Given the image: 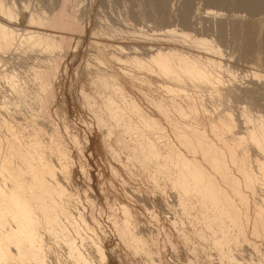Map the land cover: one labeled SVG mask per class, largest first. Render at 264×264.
Wrapping results in <instances>:
<instances>
[{"label":"rangeland","instance_id":"1","mask_svg":"<svg viewBox=\"0 0 264 264\" xmlns=\"http://www.w3.org/2000/svg\"><path fill=\"white\" fill-rule=\"evenodd\" d=\"M254 1H1L12 7L13 13L19 17L14 19L15 16H7V19L5 14H0V22L15 29V35L18 34L15 36L17 39L14 38V46L10 45L11 48H7V51L0 50L1 54L5 53L0 55V58L3 56V60L0 59V148L5 147L0 149V155L10 154L9 162L15 164L17 160L16 164L20 166L21 155L19 159V153L14 152L13 147H20L18 144L22 143L20 148L26 150L37 142L39 149H43L44 159L45 156L48 159L45 161H52L50 164L57 171L55 178L64 185L67 193L69 191L68 211L72 215L70 219L75 220L77 229L70 226L65 216L61 221L73 238L77 251L91 264H264V234L259 229L264 220L261 219L262 222L255 215L260 203V206L264 204V177L259 179L264 171H258L260 164H257L261 160V165H264V149L248 136V130L260 123V118L264 117V0H258L256 6ZM209 10L220 13V16L206 17ZM35 15L44 17V24ZM172 29L175 30L174 33ZM34 31L49 35V42L53 40L59 45L53 47L54 49L51 47L50 50V47L46 48V40L47 43L44 41L41 45V41H36L34 37L33 40L30 38L31 42L29 38L26 40V32L29 36ZM180 36H183L182 39ZM196 40H203L205 45L200 44L202 41L197 43ZM208 41L212 47L206 46ZM150 48L164 49V52L170 48L172 52L179 53V58L178 55L174 57L178 65L180 63L176 59H183L187 54L186 60L191 57L189 60L198 63L199 66L195 65L203 69L211 80L208 84L203 81H198L203 83L197 84L195 78V84V80L188 77L184 79L187 83L183 80L179 82V77L175 83L176 78L167 76L160 70L161 75L156 64L152 63L151 68H148L150 70L146 69L149 65L140 67L133 61V56L147 63L149 56L146 52ZM182 62L185 63L184 60ZM152 65H156L158 70L154 68L157 70L155 71ZM101 77L110 79L107 87L101 83ZM188 79L194 82H189ZM232 84L237 88L236 96L232 92L236 89L233 87L231 90ZM167 86H170L169 89ZM244 87L250 90L241 92L240 89ZM124 93V97L121 96ZM225 93L229 95L225 97ZM108 95L117 103L122 113L131 116L132 120L138 121L132 117L134 115L128 108L130 102H136L141 107L137 105L141 112L144 111L145 115L149 114L159 120L164 129H152L146 134L149 137L154 135L151 138L153 141L160 139L161 142L157 140L156 146L163 149L162 151L167 146H160L158 143H170L169 146L180 147L182 151L184 149L177 143L169 125L154 107L152 100H162L169 106L170 114L178 119V114L170 107L168 100L174 99L185 110L193 105L197 113L196 122L200 123L201 129H205L208 137L219 147L228 143L221 144L216 139L210 123L217 124L219 130H223L221 134L226 137V142L233 143L230 137L233 133L237 134L236 137L241 136L242 143H237V154L242 158L244 156L245 166L250 163L246 168L259 178H255L253 192L247 191L243 185L240 186L243 195L248 198V203H243V206L239 199L236 200L240 204L237 205L240 215L238 218L243 219H238L241 223L237 224L239 227H235V224L233 227L229 222L225 225H228L226 231L230 238L227 244L220 248L216 245V239H222V233L215 232L217 229H211L207 222L204 223L200 204L190 199L184 207L180 205L168 180L162 174L155 173L151 164L146 166L134 157L132 151L137 136H134L135 133L129 135L133 131L125 132L128 128L110 117L106 105ZM224 113L231 115V119L234 118L236 122L231 119L228 121L230 117H226ZM217 114L221 116L220 121L217 120ZM101 117L106 120V124L109 121L112 126L109 122L108 125L102 121L100 123L98 119ZM230 121L234 124H229ZM256 121L258 122L255 124ZM136 124L139 126V121ZM123 128L124 133L128 134L122 133ZM108 130L113 132L109 133ZM158 134L163 135L162 140ZM13 140L18 141L17 146H14L16 142L13 143ZM237 141H240L238 137ZM7 143L12 145L10 149H13L15 157L9 148L6 150ZM31 148L26 151L33 152L34 149ZM56 156L60 157V161L56 160ZM1 158L2 156L0 160ZM197 158L200 160V155ZM16 164L14 167H17ZM67 164L66 169L64 166ZM228 165L237 176L239 171H236L230 161ZM5 167L6 175L0 174L1 177L4 175L3 178L0 177L3 180L0 179V182L3 183L8 182L4 178L10 174V166ZM23 172L27 174L25 171L20 174ZM244 207L247 216L243 212ZM123 209L127 212L128 219L124 217L127 215L126 212L123 213ZM126 220L130 221L127 223ZM254 224L259 227L255 228ZM123 228L131 229L132 232L127 230L128 236L129 232H136L139 239H144V248L135 251L130 246L131 242L129 245L130 238ZM43 246L46 264H83L70 256L67 245L60 237L43 233ZM98 248L105 254V260L100 257ZM30 264L35 263L32 261Z\"/></svg>","mask_w":264,"mask_h":264},{"label":"bare ground","instance_id":"2","mask_svg":"<svg viewBox=\"0 0 264 264\" xmlns=\"http://www.w3.org/2000/svg\"><path fill=\"white\" fill-rule=\"evenodd\" d=\"M1 1L2 0H0V14L1 13L5 14L7 19L12 18L13 16H15V17H13L14 19H17L19 16L17 17L16 14L13 13L14 9H12V7L6 6L5 3H2ZM257 2H258V0L254 1V6L257 5ZM37 16L35 18L39 21H42L43 22L42 24H44V20H45L44 17H37ZM219 16H220V13L215 12V11L209 10L206 12V17H211V18L213 17L214 18V17H219ZM30 18H33V16ZM36 19H35V21H36ZM10 20H12V19H10ZM30 21L32 22V19H30ZM14 31H15V29H12L11 27H8L5 24L0 22V50L3 49L5 51H7V48L9 49L10 45L12 46V44L14 43V38L17 39V37H15V36L18 35V34L15 35ZM172 31H173V29H172ZM172 31H170V32H172ZM174 31H173V33H174ZM167 32H169V30ZM26 35L28 36L27 32L24 35V37L26 40L29 38L30 42H31L30 38H32V40L35 38L36 41L37 40L41 41L39 45H41V43L46 40L48 43L46 41L44 43L48 44L47 45L48 47H46V48L50 47V50H51V47H52V49H54L53 47L59 45L53 40H51L49 42V40H48L49 35H46L44 33L43 34H41L40 32L35 33V31H34L31 34H29L28 37ZM169 35H170V33H169ZM182 37H181V39H182ZM19 40H21V39H19ZM29 40H28V42H29ZM36 41L34 40V43ZM39 41H38V43H39ZM204 41H206V40H204ZM25 42H27V41H25ZM198 42H201L200 44L205 45V42L203 43V40H198L197 43ZM19 44H20V42H19ZM208 45H210V46H208ZM208 45H206V46L212 47L211 44H209V41H208ZM13 46H14V44H13ZM173 51H175V50H173ZM146 53L149 56V60L146 61L147 63H143V61L141 59L137 60V58H135L134 56H133V58H134L133 61L135 63H138L137 65H139L140 67H145V66L147 67L149 65L146 69H148L152 63L158 65V67H157L159 69L158 72L160 74L162 72H164L167 76L169 75V76L175 77L176 80H175V78L173 79L172 77H168L170 79L172 78L173 81L175 80L174 81L175 83L178 82L179 77H180L179 82L182 80L185 81L184 79L185 78L187 79V77L191 78V80H195V78H196L197 84H199L201 81H203L204 83L206 82L208 84V81L211 80L209 75L203 69H201L195 65V64H197L199 66L198 63H195L194 61L193 62L190 61L191 57H188L190 60L189 59H187L188 61L186 60L185 55H187V54L184 55L185 59H184V56L182 57L183 59L180 58L181 59V62H180L179 61L180 59L177 60L179 58V55H178L179 53L176 54L175 52H172V50L170 48L168 50H166L165 52H164V49L160 50V49L150 48V49H147ZM4 54L0 53V55H4ZM176 55H178V58L176 59V61H177V63H180L179 65L175 63L174 57ZM173 59H174V61H173ZM2 60L3 59H1V61ZM182 60H184L185 63H183ZM192 60H194V59L192 58ZM195 61H197V60H195ZM181 63H183L184 65L181 66ZM215 64H217V63H215ZM156 65L154 67L152 65V68L154 69L156 67ZM217 65H219V64H217ZM157 68H155V69H157ZM153 69H151V70L153 71ZM148 70H150V69H148ZM157 70H155V71H157ZM159 73H157V74H159ZM164 73H163V75H164ZM252 74L254 75L256 73H252ZM166 75H164L165 78H167ZM177 78H178V80H177ZM181 78H183V79H181ZM196 80H195V84H196ZM100 81H101V83L105 84L106 87L110 83L109 82L110 79L108 77H101ZM198 81H200V82H198ZM189 82H194V81L189 80ZM218 82H219V80L216 83H218ZM202 83H200V84H202ZM112 85H113V83H112ZM115 85H117V84H115ZM233 85L234 84L231 85L232 86L231 90L234 87ZM44 87H45V85H44ZM169 87L167 89H169ZM121 89H122V87H121ZM234 89H236V90H232V92L233 91H234V93L237 92V88L234 87ZM47 90H48V87H47ZM178 90H179V88H178ZM240 90H241V92L242 91L247 92L250 90V88L244 87V88H241ZM228 91H230V90H228ZM120 92H122V91L120 90ZM172 93H175V92H172ZM227 93H229V92H227ZM238 94H239V92H238ZM124 95H125V93L121 96L124 97ZM228 95L226 94L225 97ZM234 95L236 96L237 94L235 93ZM108 96H109V98H108ZM108 96L106 97L107 98V102H106L107 104L106 105L108 106L107 111L109 112L110 117L113 119V121H116L119 123L121 122V123H123L122 125H125L128 128L127 130H125V128H123L122 133H124V130H125V132L128 131V133L130 131H133L132 133L130 132L129 135H132L133 133H135L134 136H137V140L135 139L137 142L135 141L136 143L133 144V151L132 152L134 154V157H136V159H138V162L141 161L146 166L151 164L153 166V171L155 173L162 174L161 176L165 177L168 180L169 184L174 189V192H176L175 194L177 195V199H178L177 201L180 205L181 204H182V206L187 205V203H189L190 199L191 200L194 199L198 204H200V207L202 206V208H203V209L202 208H200V209H202V212H201L202 215L201 216H202L203 220H205L204 223L207 222V224L209 225V227H211V229H214V228L217 229V230H215V232L220 231V233H222L221 234L222 239H220V240L216 239V240H218V241H216V245H218V247L220 248V247L224 246L223 244H225V243L227 244L229 242L230 238L228 237L227 231H226L227 230L226 227L228 225L227 226H225V225L229 222L228 224H232L233 227L235 225H236L235 227H239V225H237V224H241L240 221H242L241 220L242 217L238 218L240 215L238 212L239 208H237V205H240V204H237L236 200L239 199V203H242V204L246 203L245 205H247V203H248L247 202L248 198H246V195H243L244 192L241 191L240 186L243 185L244 186L243 188L246 187L247 191L250 190L251 192H253L254 191L253 190L254 189V182L256 179L259 178L258 176H257L258 177L257 178L253 174L252 170L250 171L248 168H246V166L250 165V163L245 166L246 162L245 163L243 162L244 156L242 155L243 156V158H242L241 155L237 154V143L241 142V140H242L241 136H240V138H239V136H237L238 140L240 139V141H237V137H236L237 134L235 133L236 134L235 135L233 133V135H231L232 130H230L231 131L230 137H231V140L233 141V143L231 144L229 142H226L227 141L226 137L223 134H221L223 132V130H221L222 131L221 132L219 130L220 128H218L219 126L218 127L216 126L217 124L215 125L213 123H210L211 131L213 132L216 139L218 141H220L221 144L222 143H224V144L228 143V145L226 144V145H224V147H222V146L219 147V146H217L216 143L213 142L212 139H210L208 137V135L205 132V129H203V128L201 129V127L199 126L200 123L198 124L196 122L197 118L195 116L197 113H196V108L193 105L189 106L188 110H185L174 99L168 100L170 107L178 114V116H179V119H178V118H176L170 114L169 106H167L162 100H154V101L152 100L151 102H153L154 107H156L157 111L160 113V115L164 118V120L169 125L175 139L178 141L177 143H179L180 146L184 149V151H182L180 147H179L180 148L179 149L176 147L174 148L172 146H169L170 143H167L169 145H166V144L161 145V143H158V145H160V146H164V147L167 146L164 148L165 150L162 151L163 149L160 150V148L158 147L159 148L158 149L156 146V144H157L156 142L160 141V139L158 140L157 138L161 137L162 134H160V136L158 134L159 137L156 138L158 141L156 139H155L156 141H153L151 139L154 137V135H153V137H149L148 136L149 134L148 135L146 134L147 132H149L152 129H155V131H156V129H158V131L164 129V127H162L159 120L149 116V114L145 115L144 111L141 112V110H140L141 107L137 104L140 107L139 108L135 104L136 102L135 103L130 102L129 106L128 105L127 106L130 109V112L132 113V115H134L132 117L133 118L135 117L138 119V121H139V126H138L136 124L138 121L135 119L137 121L135 123L134 122L135 120L133 119L134 120L133 121L131 119V116L128 117L129 115L126 116L124 113H122L123 111H121V109L118 107V105H116L117 103L115 104L113 102V100L110 99V95H108ZM218 97H219V95H218ZM130 100H131V98H130ZM127 104H128V102H127ZM108 112H107V115H108ZM221 115L223 116V114H221ZM226 115L228 116L229 114L227 113V114H225V116ZM216 116L218 117L217 120L220 121L221 120L220 114H219V116H218V114ZM230 116L231 115H229L228 117H230ZM230 119H231V117L228 118L227 120L229 121ZM260 119L263 120L264 117L260 118ZM98 120H100L99 121L100 123L102 121V123L104 122L106 124V120L103 117H101ZM109 120H110V118H109ZM187 120L188 121L191 120V121L188 122ZM222 120H226V119H222ZM233 120H232L233 122H236L234 118H233ZM262 120L260 121V123H257L258 121L255 122V124L257 123L258 125L256 124L255 125L256 127L253 125L252 129L248 130L249 131L248 136H250L251 141H252V139L255 140L257 142V144L259 145V147L261 146L260 148L263 147V149H264V121L262 122ZM212 121H210V122H212ZM219 121H217V122H219ZM108 122L106 125H108ZM116 122H115V124H117ZM233 122L230 121L229 124H231V123L234 124ZM109 124H110V122H109ZM222 124H223V122H222ZM225 124H228V123H226V121H225ZM104 125H103V127H104ZM231 125H228V127H230ZM7 126H9V125H7ZM223 126H224V124H223ZM225 126H227V125H225ZM103 127H101V128H103ZM220 127H221V125H220ZM228 127H227V129H228ZM107 128H109V127H107ZM116 128H117V126H116ZM224 128H226V127H224ZM111 129H113V128H111ZM104 130H105V128H104ZM110 130H108L109 133L111 132ZM112 132H113V130H112ZM128 133H124V135L128 134ZM161 133H163V132H161ZM104 134H106V133H104ZM57 135H55V136H57ZM134 136L132 137L133 139H134ZM30 137H31V134H30ZM155 137H156V135H155ZM32 138H33V136H32ZM44 138H45V136H44ZM57 139H58V137H57ZM164 139H165V137H164ZM166 139H168V137ZM161 140H162V137H161ZM255 141H253V142L256 144ZM12 142L13 143L16 142L14 144V146L16 144H18L17 140L16 141L13 140ZM12 142H10V144H12ZM21 142H22V140H21ZM52 144H49V145L51 146ZM18 145H20V147L23 146L22 143L18 144ZM32 145H31V147H33L34 150L38 149V150H35V152H34V150H33V152L30 151L32 154L29 153L28 151H26L28 149H32L31 147L27 148L28 147L27 146L26 150L18 147L17 145H16L17 147H15V148L13 147V149H15L14 152L16 151L17 153H19V155L17 154L18 158L19 159L22 158L21 159L22 162H20V163H22V165L19 163L20 166L17 165L18 163L16 164L17 160L15 161V164L17 165V167H14L15 164L14 163L12 164L11 163L12 161L9 162L11 160L10 159L11 157H8L10 154H8V156L7 155L3 156L4 155L3 153L0 155V156H2V158L0 160V174H3L4 170L6 171L7 168L5 166H7V167L10 166L8 168V170L10 169L9 170L10 174L9 175L7 174L8 177L4 178V180L6 179V181H8V182L4 181L5 183L10 182L9 185H7L3 182H0V264H30V262H32V261L35 264H46L45 263L44 246H43V233H45V232L53 235L54 237H60L61 240L67 245V247H68L67 249H68V252L70 253V256L72 255L75 258V260L83 262V264H91L89 261L84 259L85 258L84 256H83L84 258L82 257V254L80 255V253L77 251L76 245L73 241V238L70 236V234L67 233V228H66L65 224L61 221V219H63L62 217L65 216V219H67L70 222V223L68 222L70 224V226L72 225L74 230L77 229V224H76V222H74L75 220H71L73 218L70 219L71 214L69 213L70 210L68 209V199H70V196L68 197L69 191L67 193L66 192L67 190H65V188L63 187L64 185L62 186V184H60V182L55 178V173L57 171L55 172L53 165H51L52 161L50 162L51 164L48 163V161H45V159H47V158L45 156V159H44V156H43L44 154L42 151L43 149L42 148L39 149V147H38L39 145H37V142L34 143V146H32ZM8 146H10V145H8V143H7L6 150H7V148H9V149L11 148V146L10 147H8ZM58 147H60V146H58ZM4 148L5 147L0 148V149H4ZM13 149L9 150L12 154H13ZM54 149H56V148H54ZM260 150H262V149H260ZM262 152H264V150ZM6 153H7V151H6ZM34 153H36V156L34 155ZM59 153H60V151H59ZM56 154H57V152H56ZM64 154H65V151H64ZM17 155H16V157H17ZM60 155L62 156L61 153H60ZM65 155H67V153ZM197 155H200V157H201L200 160L197 158ZM49 156L51 157V155H49ZM13 157H15V154H13ZM56 157H58V156H56ZM59 158L60 157L56 158V160ZM13 159L15 160V158H13ZM63 160H64V157L62 159V163H63ZM59 161H60V159H59ZM67 161H68V159H67ZM228 161H230V163L236 168V171H239V173L236 172V173H238L236 175L237 176L240 175L241 179H239L240 176H239V178L237 176H235L232 173L233 171L231 172V170H230L231 168L229 169ZM4 162H6V163L9 162V164H11V165H9L8 163H7L8 165H6ZM258 162H257V164H260L258 166L259 167L258 171L261 169L264 171V165H261L263 163H260L261 160ZM57 163H58V161H57ZM59 163H61V162H59ZM62 163H61V165H62ZM12 165H13V167H12ZM64 165H65V163H64ZM67 166H68V164L64 167H66V169H67ZM261 166H262V168H260ZM58 167H60V166H58ZM8 170L6 173H8ZM22 171H25L27 174L25 175L24 172L20 174V172H22ZM64 174L67 175V173H64ZM160 174H159V176H160ZM20 175L21 176L23 175V177H21ZM215 175L216 176L218 175V177H216ZM261 175H263V176H261L259 179H261V178L263 179L264 172L261 173ZM3 176L4 175H2V177L1 176L0 177L3 178ZM152 176H154V175H152ZM8 178L11 181H9ZM255 184H256V182H255ZM262 184H264V182H262ZM244 204H243V206H245ZM260 205H261V203H260ZM260 205L258 206L259 209L257 210L258 211L257 214H255L256 216L258 215V218L257 217H255V218H257L259 220H261V219L264 220V204H262V206H260ZM123 208H126V207L124 206ZM246 209H247V206H246ZM246 209L244 207L243 212L247 216V213H245V211H244ZM126 210H127V208H126ZM125 212L126 211L124 210L123 213L125 214ZM128 214H129V216L131 215L130 213H128ZM241 214H243V213H241ZM244 214L241 216H244ZM126 215H127V212H126ZM124 217H126L127 219L129 218L128 215L124 216ZM238 219H240V221ZM126 221L128 223L130 220L129 221L126 220ZM255 221H256V219H255ZM230 222H232V223H230ZM259 222H257V223H259ZM127 223H124V224H126L125 226H127ZM129 224H131V222ZM255 225H257V224H254V227H255ZM122 226L124 227L123 224H122ZM230 226L231 225H229V227ZM128 227H130V226H128ZM256 227L258 228L259 226H256ZM260 227H259V229H261L260 233L264 234V222H263V225L261 224ZM123 229L125 230L126 235L128 234L127 230L131 231V229H125V228H123ZM252 229H254V228H252ZM239 230H241V228H239ZM257 231L259 232V230H257ZM239 232H241V231H239ZM134 234L129 232V236L127 235L128 238H130V240L128 239L129 245L131 242L130 246H132L135 251L143 249L145 242L142 240H144V239H142L141 236H140L141 239H139V235L137 234L138 235V237H137V235L136 234L134 235ZM77 247L79 248V246H77ZM98 250L100 251L101 249L98 248ZM100 255H101L100 257H102L103 260H105V256H104L105 254L100 251Z\"/></svg>","mask_w":264,"mask_h":264}]
</instances>
